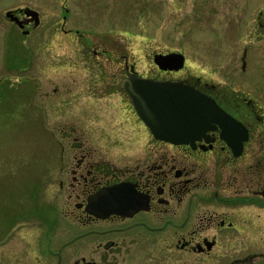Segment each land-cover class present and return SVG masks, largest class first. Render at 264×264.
Instances as JSON below:
<instances>
[{"label": "flooded vegetation", "instance_id": "flooded-vegetation-1", "mask_svg": "<svg viewBox=\"0 0 264 264\" xmlns=\"http://www.w3.org/2000/svg\"><path fill=\"white\" fill-rule=\"evenodd\" d=\"M68 1L61 24L48 30L52 39L56 30L65 37L67 57L46 65L26 61L21 52L26 74L17 81L38 85L40 70L53 68L56 86L40 94L46 107L33 109L46 120L50 111L57 115L46 124L53 138L45 176L69 235H51L44 249L37 224L14 243L9 233L0 241V259H7L0 264H30V256L35 264H264V85L239 89L194 75L186 56L179 69L155 60L158 53H183L179 49L151 51L141 69L134 31L85 28L73 20ZM27 7L9 9L8 17L24 36L40 24ZM256 25L264 40V8ZM15 42L13 49H21ZM140 77L193 88L233 121L203 124L179 142L161 138L126 90ZM27 240L33 251L25 257L6 254L4 244L26 249Z\"/></svg>", "mask_w": 264, "mask_h": 264}, {"label": "rangeland", "instance_id": "rangeland-1", "mask_svg": "<svg viewBox=\"0 0 264 264\" xmlns=\"http://www.w3.org/2000/svg\"><path fill=\"white\" fill-rule=\"evenodd\" d=\"M63 3L65 0H0V80H5L0 84V241L11 233L7 239L14 243L23 229L37 224L36 234L44 237V249L51 235L55 239L69 235L68 221L60 214V202L45 176L47 142L53 138L46 124L51 127L57 115L50 111L46 120L33 109L46 107L40 94L51 93L56 83L52 82V67L46 73L40 70L38 85L17 80L26 74L21 70L27 65L21 52L26 61L43 59L46 65L67 57L65 37L56 30L52 39L48 31L61 24ZM68 4L73 20L85 28L134 31L132 51L141 69L151 51L179 49L194 75L239 89L264 85V40L259 39L256 25L264 0H69ZM25 6L36 9L41 17L38 29L28 36L6 16V10ZM15 41L21 49H13ZM35 73L28 70L27 75ZM36 86H40L38 91ZM46 223H52L55 231L40 228ZM61 226L67 228L66 233L58 232ZM13 243L4 244L6 254L25 257L27 249L33 251L29 240L26 249ZM30 257V264H35Z\"/></svg>", "mask_w": 264, "mask_h": 264}, {"label": "water", "instance_id": "water-1", "mask_svg": "<svg viewBox=\"0 0 264 264\" xmlns=\"http://www.w3.org/2000/svg\"><path fill=\"white\" fill-rule=\"evenodd\" d=\"M34 14L35 26L40 22L39 12L27 7ZM12 10L7 12L10 17ZM15 18H13L14 20ZM17 19V18H16ZM155 60L165 68L179 69L185 64V55L180 52L158 53ZM130 94L137 110L151 131L169 141L179 142L203 124L216 121H233L215 101L193 88L182 89L181 84L165 83L140 77L127 82ZM136 86V88L134 87Z\"/></svg>", "mask_w": 264, "mask_h": 264}]
</instances>
